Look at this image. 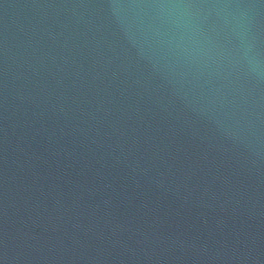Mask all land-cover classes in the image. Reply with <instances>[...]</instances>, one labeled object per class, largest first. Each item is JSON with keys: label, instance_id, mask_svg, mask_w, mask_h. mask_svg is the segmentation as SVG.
Masks as SVG:
<instances>
[{"label": "water", "instance_id": "1", "mask_svg": "<svg viewBox=\"0 0 264 264\" xmlns=\"http://www.w3.org/2000/svg\"><path fill=\"white\" fill-rule=\"evenodd\" d=\"M0 264H264V0H0Z\"/></svg>", "mask_w": 264, "mask_h": 264}]
</instances>
